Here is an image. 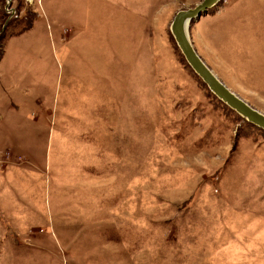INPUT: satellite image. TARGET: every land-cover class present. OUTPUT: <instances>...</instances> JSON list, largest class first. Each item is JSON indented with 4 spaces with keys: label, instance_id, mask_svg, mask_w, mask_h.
<instances>
[{
    "label": "rangeland",
    "instance_id": "rangeland-1",
    "mask_svg": "<svg viewBox=\"0 0 264 264\" xmlns=\"http://www.w3.org/2000/svg\"><path fill=\"white\" fill-rule=\"evenodd\" d=\"M200 1L0 0V264H264V128L172 32ZM189 34L264 111V0Z\"/></svg>",
    "mask_w": 264,
    "mask_h": 264
},
{
    "label": "water",
    "instance_id": "water-1",
    "mask_svg": "<svg viewBox=\"0 0 264 264\" xmlns=\"http://www.w3.org/2000/svg\"><path fill=\"white\" fill-rule=\"evenodd\" d=\"M11 0H8L10 3ZM219 0H201L194 6L179 9L172 22V32L185 57L195 71L205 80L210 89L215 92L223 101L245 116L248 121L253 122L264 128V111L252 105L245 98L232 90L206 63L196 49L190 34V22L198 18L203 12H206L210 6L216 4ZM11 15L15 8L10 9ZM10 16L6 19L1 32L6 28Z\"/></svg>",
    "mask_w": 264,
    "mask_h": 264
}]
</instances>
